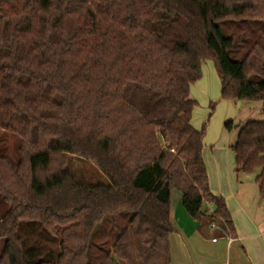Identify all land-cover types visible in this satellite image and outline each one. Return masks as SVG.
<instances>
[{
    "label": "trees",
    "instance_id": "1",
    "mask_svg": "<svg viewBox=\"0 0 264 264\" xmlns=\"http://www.w3.org/2000/svg\"><path fill=\"white\" fill-rule=\"evenodd\" d=\"M224 20L260 25L242 60ZM207 59L222 98L264 101V0H0V264H92L97 246V264H170L175 189L216 237H237L191 121ZM231 149L264 192V120ZM66 154L106 180L77 178Z\"/></svg>",
    "mask_w": 264,
    "mask_h": 264
},
{
    "label": "rangeland",
    "instance_id": "2",
    "mask_svg": "<svg viewBox=\"0 0 264 264\" xmlns=\"http://www.w3.org/2000/svg\"><path fill=\"white\" fill-rule=\"evenodd\" d=\"M219 25L224 35L233 37L235 40V48L230 52L231 58L242 60L250 43L260 33L258 29L260 25L257 22L247 25V23L235 20H224L219 22ZM202 71V78L191 86V97L198 103L192 113L191 121L197 129L206 126L203 156L209 177H217L222 171L226 175H232L234 154L231 146L237 140L239 127L251 119L264 120V101L224 99L221 96V79L215 62L212 59H207L203 63ZM212 104H214L213 109L211 108ZM227 122H230L231 127L226 125ZM2 136L9 141L8 145L5 144L7 153L16 160L19 138L3 131ZM65 159L67 167L77 178L90 183L106 180V176L95 165L78 155L66 154ZM244 174H248V178L254 175L253 173ZM172 206L176 225L184 226L188 231L191 230L193 225L191 223H194L193 218L181 203V192L177 189L172 192ZM204 226L207 228V224L204 223ZM116 232L117 229L106 228L105 232L102 231L103 236L99 242L112 239ZM1 247L2 240L0 249ZM99 252L98 246L92 247L89 253V262L97 264Z\"/></svg>",
    "mask_w": 264,
    "mask_h": 264
},
{
    "label": "crops",
    "instance_id": "3",
    "mask_svg": "<svg viewBox=\"0 0 264 264\" xmlns=\"http://www.w3.org/2000/svg\"><path fill=\"white\" fill-rule=\"evenodd\" d=\"M248 176L237 175L234 165L232 175L222 171L209 177L213 194L226 200L236 227L235 238L216 237L212 227L205 228L194 218L189 231L177 226L172 206L175 230L170 236V264H264V192L256 175ZM207 208L212 210L210 205Z\"/></svg>",
    "mask_w": 264,
    "mask_h": 264
},
{
    "label": "built area",
    "instance_id": "4",
    "mask_svg": "<svg viewBox=\"0 0 264 264\" xmlns=\"http://www.w3.org/2000/svg\"><path fill=\"white\" fill-rule=\"evenodd\" d=\"M211 227H212V229H214L216 227V225L215 224H212ZM216 239L217 238H214V240H216Z\"/></svg>",
    "mask_w": 264,
    "mask_h": 264
}]
</instances>
